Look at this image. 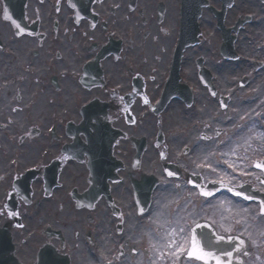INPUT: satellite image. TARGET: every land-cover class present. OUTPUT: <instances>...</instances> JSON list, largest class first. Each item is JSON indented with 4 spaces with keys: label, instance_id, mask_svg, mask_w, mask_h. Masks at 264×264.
Segmentation results:
<instances>
[{
    "label": "flooded vegetation",
    "instance_id": "obj_1",
    "mask_svg": "<svg viewBox=\"0 0 264 264\" xmlns=\"http://www.w3.org/2000/svg\"><path fill=\"white\" fill-rule=\"evenodd\" d=\"M218 197L264 264V0H0V264H205Z\"/></svg>",
    "mask_w": 264,
    "mask_h": 264
},
{
    "label": "rangeland",
    "instance_id": "obj_2",
    "mask_svg": "<svg viewBox=\"0 0 264 264\" xmlns=\"http://www.w3.org/2000/svg\"><path fill=\"white\" fill-rule=\"evenodd\" d=\"M220 158L217 160V163L220 166V171L221 169H225V167L221 164V158L223 157L225 161H228L229 163V170L225 169L226 173H229V176H231L233 179L236 178V174L233 173L236 170V166H237V162L235 161V152L234 149H232V146L226 147L221 149L220 151ZM245 160L243 161V166L244 169H246L248 167V160L250 158V156H245L244 157ZM239 163V162H238ZM231 169V170H230ZM219 171V173H220ZM211 208L213 209V213H214V218H215V224L216 226L221 230V231H226V232H240V226H239V221H241V215L243 213V211L246 209V212L249 213L250 212V207H243V205H241L240 203H236L235 201H232L229 198L226 197H218V198H214L213 201H211ZM186 211L182 208H180L178 211H173L171 213V215L176 216H182L184 215ZM165 215H163V217L161 219L165 218ZM161 223H163L161 221ZM164 223H168V221L165 219ZM234 224H237L239 227L237 228V226L235 227ZM252 223H250L251 225ZM179 235L180 233L177 232V234H167L166 237H162L159 239H156L153 241V251H167L170 250L169 248V244L168 242L171 241L173 243L178 242L179 239ZM190 244V239H189V235L188 238L184 239V242L181 246V249H187L188 246Z\"/></svg>",
    "mask_w": 264,
    "mask_h": 264
},
{
    "label": "snow or ice",
    "instance_id": "obj_3",
    "mask_svg": "<svg viewBox=\"0 0 264 264\" xmlns=\"http://www.w3.org/2000/svg\"><path fill=\"white\" fill-rule=\"evenodd\" d=\"M257 167H260V165H257ZM168 174L173 175V173H171V172H169ZM229 190L231 191V189H229ZM201 195H203L205 197H210V196H213L214 193L212 191H205V190L201 189ZM236 195L239 196V195H241V193L236 192ZM244 198L249 199V197H247V196H245ZM262 212H264V209H262ZM197 227L202 228L203 226L198 224ZM179 233H180V235H179L178 242H175V243H173L171 241L168 242L170 250H172V251L180 250L181 246L184 242V239L188 238V233H185L182 228L179 230ZM199 235H200L199 239L197 238V236L195 234H192L190 237L191 247L194 250H195L197 245H201V254L197 257L198 259L204 260L205 264H207L208 260H214L215 264H230V262L222 261L219 257L215 256L214 252L212 251L211 243L210 242L203 243L202 242L203 241V233L201 232ZM237 239H238L237 237H231V236L226 239L223 235H221V236L217 237V242L223 241L227 244H231V245L235 246ZM240 243H243V241L240 240ZM221 255L225 256V257H231L233 255V253H232V251L225 250V251H222Z\"/></svg>",
    "mask_w": 264,
    "mask_h": 264
},
{
    "label": "water",
    "instance_id": "obj_4",
    "mask_svg": "<svg viewBox=\"0 0 264 264\" xmlns=\"http://www.w3.org/2000/svg\"><path fill=\"white\" fill-rule=\"evenodd\" d=\"M213 189H216V188H213ZM213 191H216V190H213ZM199 225H203L202 223H199ZM207 227V226H205ZM209 227V226H208ZM207 227V228H208ZM203 233V243H208L210 242L211 243V247H212V251L214 252L215 256L219 257L222 261H224L225 259V256H222L221 253L222 251H229V246L230 244H227L223 241H220V242H217V237L223 235L226 239L228 237H237L235 235H226V234H223V233H218L217 229L214 228V227H209L207 230H203V228L201 227H197L195 226L194 227V232L193 234H195L197 236V238L199 239L200 238V233ZM238 239L236 240V243L235 244H240L239 243V237H237ZM9 245V243H8ZM192 248V247H190ZM192 253H195L197 255L201 254V245H197L195 250L192 252ZM212 260H208L207 262L211 263Z\"/></svg>",
    "mask_w": 264,
    "mask_h": 264
},
{
    "label": "bare ground",
    "instance_id": "obj_5",
    "mask_svg": "<svg viewBox=\"0 0 264 264\" xmlns=\"http://www.w3.org/2000/svg\"><path fill=\"white\" fill-rule=\"evenodd\" d=\"M223 163H224V167H225V169H228V167H229V163H228V161H225V160H223ZM224 169V170H225ZM227 171V170H226Z\"/></svg>",
    "mask_w": 264,
    "mask_h": 264
}]
</instances>
